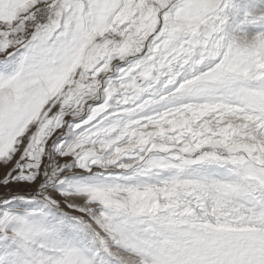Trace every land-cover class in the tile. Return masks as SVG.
Segmentation results:
<instances>
[{
	"label": "snow or ice",
	"instance_id": "obj_1",
	"mask_svg": "<svg viewBox=\"0 0 264 264\" xmlns=\"http://www.w3.org/2000/svg\"><path fill=\"white\" fill-rule=\"evenodd\" d=\"M0 264H264V0H0Z\"/></svg>",
	"mask_w": 264,
	"mask_h": 264
}]
</instances>
